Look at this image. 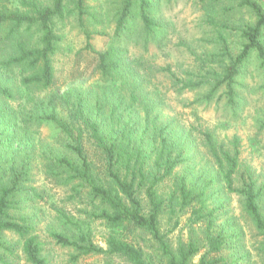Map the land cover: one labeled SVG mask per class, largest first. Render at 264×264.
I'll return each mask as SVG.
<instances>
[{
  "label": "trees",
  "instance_id": "16d2710c",
  "mask_svg": "<svg viewBox=\"0 0 264 264\" xmlns=\"http://www.w3.org/2000/svg\"><path fill=\"white\" fill-rule=\"evenodd\" d=\"M85 1L0 0V133L4 146H11L10 139L15 143L24 139L18 135L28 128L21 130L20 123L54 124L63 139L54 150L42 152L41 157L46 156L45 175L68 189L69 200L85 207L84 220L58 212L59 221L71 232L52 233L55 243L74 249L78 255L106 253L124 258L129 264H149L142 250L129 240V236L142 231L157 244L163 264H191L201 249L205 254L198 264H240L243 256L239 248L246 227L243 221L260 238L255 251L259 263L264 264V184L242 165L239 140L233 138L230 146H225L213 134L203 132L201 147L208 160L196 169L194 163L200 154L197 143L183 132L175 138L173 124L164 120L153 92L146 90L143 76L135 66L127 68L129 63L120 47L125 34L139 27L145 46L163 34L162 21L151 15L156 0H120L114 16V41L104 52H94L88 43L90 34H85L86 47L96 56V69L103 82L100 88L78 93L71 102L54 90L52 58L60 41L55 22L76 16L81 24L86 15ZM199 1L205 3L204 23L214 35L215 50L203 63L217 61L219 68L202 67L199 80L189 74L182 80L169 67L160 71L166 73L177 93L194 92L208 85L209 90L193 100L194 104L210 100L223 87L227 103L235 107V87L252 53H256L264 70V10L255 0ZM226 1L234 6L220 8L217 4ZM236 8L250 11L254 22L230 26L227 15ZM233 32L242 42L236 54L227 41V35ZM50 90L42 99L41 94ZM15 99L25 104L21 120L6 109ZM57 104L67 108V118L57 113ZM11 126L14 132L9 131ZM85 131L93 154L85 149ZM15 154L7 169L0 156V250L10 251L6 235L12 234L19 238L28 264H49L32 234L33 216L11 214L19 192L29 182L35 157L33 150H16ZM180 167L184 168L182 174L175 172ZM27 191L33 198L39 197L36 188ZM232 196L239 202V216L229 207ZM187 211L192 226L197 228L190 230L186 243L173 250L160 232V219L164 214ZM94 220L109 229L105 249L91 240ZM229 248L238 251L224 256Z\"/></svg>",
  "mask_w": 264,
  "mask_h": 264
},
{
  "label": "rangeland",
  "instance_id": "374dc122",
  "mask_svg": "<svg viewBox=\"0 0 264 264\" xmlns=\"http://www.w3.org/2000/svg\"><path fill=\"white\" fill-rule=\"evenodd\" d=\"M264 10V0H255ZM120 0H86V15L82 17L81 24L76 16H69L63 23L55 22L56 34L60 41L57 51L53 56L54 66V90L66 100H75L79 93L94 91L103 85L100 74L96 69V56L86 47L85 34L89 33V45L96 53L104 52L114 41V16L120 7ZM221 8L233 7L234 4L226 2L217 3ZM205 3L199 0H156L151 15L162 21L165 28L155 39L147 41L144 45V35L138 27L134 32L123 36L121 49L125 54L128 65L143 76L148 92L152 91L155 99L160 104V111L164 120L173 124L176 132L175 138L189 134L197 143L200 154L195 160V168H202L207 155L201 147L203 132H209L218 142L225 146L233 138L239 141L240 160L244 167L251 169L261 184H264V70L259 65L256 53H252L242 70L235 87L237 92V105L231 107L227 103L224 88L221 87L210 100L193 103L198 97H202L209 86L204 85L194 92L177 93L171 80L161 68L169 67L175 75L185 80L193 75L194 80H199V70L207 68L218 69L220 64H206L203 60L207 54L214 50V35L211 29L204 23L207 14ZM230 26H241L254 22L253 14L245 9H235L228 12ZM136 26H139L136 24ZM227 41L233 54L240 49L241 40L236 33L227 35ZM46 91L41 94L46 99L50 94ZM24 102L19 99L9 101L6 109L14 112L18 119H22ZM29 109V106L26 107ZM56 111L62 118H67L68 110L62 104H57ZM26 112V111H25ZM27 123V124H26ZM20 123L24 139H10V147H5L3 133H0V156L5 160L4 169H7L11 160L16 157V150L22 152L33 150L34 160L29 173V182L19 192L15 206L11 214L19 216H33V235L37 237L42 247V255L47 258L49 264H129L124 258L106 253L92 255H78V252L69 247H63L55 243L51 234L54 232H71L68 227L59 221L58 212H62L68 218L77 220L87 219L85 207L69 200V191L66 187L58 186L51 182L45 175V157H41L43 151L54 150L60 146L62 139L58 135L59 130L51 122ZM10 132L15 128L9 127ZM3 132V129H0ZM85 149L89 154L95 153L89 143L88 132H84ZM16 149V150H15ZM26 149V150H25ZM93 156V155H91ZM204 158V159H201ZM184 168L175 169L182 174ZM168 183L162 186L165 189ZM27 188H36L37 198L32 193H25ZM229 207L236 216L240 215L239 202L236 197L230 198ZM93 220V219H92ZM176 223V226L174 227ZM244 227V236L239 248L240 264L250 260V264L259 263L256 256L255 243L260 238L247 224L241 221ZM160 232L173 250L178 245L186 243L190 230L197 228L192 226L190 211L177 212L170 216L164 214L160 219ZM92 242L105 249V237L108 230L105 225L94 220L90 225ZM195 230V229H194ZM130 242L139 247L149 264H163L158 252L157 244L152 237L142 231L129 236ZM6 246L10 251L0 250L2 263L0 264H28L22 253L19 238L12 234L6 235ZM242 248V249H241ZM238 251L229 248L224 256ZM205 254V249L192 259L191 264H198ZM249 255V258L246 256ZM209 258V256H207Z\"/></svg>",
  "mask_w": 264,
  "mask_h": 264
}]
</instances>
